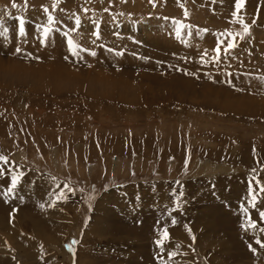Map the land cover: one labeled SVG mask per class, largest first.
Listing matches in <instances>:
<instances>
[{
  "label": "rangeland",
  "instance_id": "374dc122",
  "mask_svg": "<svg viewBox=\"0 0 264 264\" xmlns=\"http://www.w3.org/2000/svg\"><path fill=\"white\" fill-rule=\"evenodd\" d=\"M234 11L0 0V264H264V0Z\"/></svg>",
  "mask_w": 264,
  "mask_h": 264
},
{
  "label": "snow or ice",
  "instance_id": "6c2138e0",
  "mask_svg": "<svg viewBox=\"0 0 264 264\" xmlns=\"http://www.w3.org/2000/svg\"><path fill=\"white\" fill-rule=\"evenodd\" d=\"M244 2L245 0H235V9L236 11L233 12V16H237L238 15V12L239 10L243 7L244 5ZM15 5H13L14 7ZM185 15H187V13H185ZM51 19V18H49ZM79 23V20H77V24ZM240 23L243 24V20L241 19L240 20ZM21 25H23V21L21 20ZM182 27V26H181ZM249 31V26L247 24H243V32L242 33H237L236 35H239L241 36V38L243 37L244 34L248 33ZM180 32V28L178 27L177 28V34H179ZM96 35H98V33H96ZM231 35V34H229ZM71 43V42H70ZM224 44L223 41H218L217 43V47L214 49L215 53H216V56L214 57V59H219L220 58V55H221V47L222 45ZM234 47H236V44L233 40H229L226 44V46L223 47V52L225 54H228L229 51L231 49H233ZM19 51V49H18ZM94 54V53H93ZM0 160H3L5 164H7V159L4 158V157H0ZM0 175H5L7 176V172L5 169H2L0 168ZM23 176V173H19V174H15V175H10L9 179H10V183L8 185V192L11 193L13 191L16 190L17 188V185L20 183V180ZM261 192H264V186L261 187ZM249 195L251 196V200L249 201V203L251 204L252 207H255V201H256V194L251 186V184L249 185ZM260 217H261V220H264V211H262L260 213ZM173 223H175V220L173 221ZM248 227H255L256 226V223L255 221H253L250 217H249V220H248V224H247ZM168 231L167 229H164L162 232H161V238L158 239L157 241H155V243L159 246V247H163L164 246V241L166 239H168ZM72 243H75V241H73ZM256 244L260 245L261 247H264V241H261L260 239H257L255 241ZM69 247H71L69 245ZM249 248L255 252V248H252L251 244L249 245ZM174 255V253H169V256H172Z\"/></svg>",
  "mask_w": 264,
  "mask_h": 264
}]
</instances>
